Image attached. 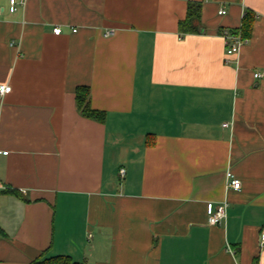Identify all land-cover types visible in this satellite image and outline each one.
Wrapping results in <instances>:
<instances>
[{"label":"crops","instance_id":"0c3cea01","mask_svg":"<svg viewBox=\"0 0 264 264\" xmlns=\"http://www.w3.org/2000/svg\"><path fill=\"white\" fill-rule=\"evenodd\" d=\"M192 1L202 30L182 35ZM16 2L0 0V264H264V0Z\"/></svg>","mask_w":264,"mask_h":264},{"label":"trees","instance_id":"16d2710c","mask_svg":"<svg viewBox=\"0 0 264 264\" xmlns=\"http://www.w3.org/2000/svg\"><path fill=\"white\" fill-rule=\"evenodd\" d=\"M202 4L197 1L188 3L187 15L178 23V30L182 35L187 33H199L201 27ZM255 14L247 11L243 17L242 24L239 28L231 30L232 32L241 33L242 37L249 38L252 34V28L255 22ZM76 102L80 113L86 117L103 122L105 120V112L95 109L91 106L90 88L88 86H79L76 91ZM45 264H84L75 261L69 255L51 256L44 260Z\"/></svg>","mask_w":264,"mask_h":264},{"label":"built area","instance_id":"2783aa9c","mask_svg":"<svg viewBox=\"0 0 264 264\" xmlns=\"http://www.w3.org/2000/svg\"><path fill=\"white\" fill-rule=\"evenodd\" d=\"M11 8L12 10L17 9V2L16 0H11ZM225 8H220L219 9V14H225L226 13ZM77 29L74 28L73 31H76ZM53 32L56 34H60L62 32V28L60 26H57L53 29ZM115 30L114 29H109L105 32V36H109L114 34ZM222 36L225 38L226 41V53L227 55H232L236 52L239 51L240 47L242 44L245 43L247 38L242 37L241 33L239 32H232L229 29H226L222 32ZM254 76L256 78L259 77H264V73L262 72H254ZM11 86L9 84H0V95H4L8 92H10ZM227 125V123L225 124ZM8 150H4L0 148V154H8ZM120 172L122 175L125 174V168H121ZM228 186L239 189L241 187V181L240 179L236 178L235 176L230 174V177L228 179ZM226 207H227V202H220L218 204H213L209 203L207 205V213H208V222L210 224H221L225 218H226ZM260 243L261 246L264 247V231H262L260 235ZM232 252H234L232 250Z\"/></svg>","mask_w":264,"mask_h":264}]
</instances>
